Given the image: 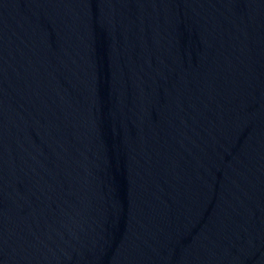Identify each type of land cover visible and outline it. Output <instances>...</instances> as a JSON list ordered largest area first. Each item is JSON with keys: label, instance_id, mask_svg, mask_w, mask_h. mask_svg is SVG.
I'll use <instances>...</instances> for the list:
<instances>
[{"label": "water", "instance_id": "obj_1", "mask_svg": "<svg viewBox=\"0 0 264 264\" xmlns=\"http://www.w3.org/2000/svg\"><path fill=\"white\" fill-rule=\"evenodd\" d=\"M0 264H264V0H0Z\"/></svg>", "mask_w": 264, "mask_h": 264}]
</instances>
